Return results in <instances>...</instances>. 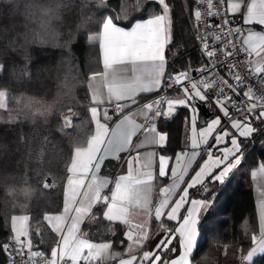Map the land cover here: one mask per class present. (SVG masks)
<instances>
[{
  "label": "trees",
  "instance_id": "obj_1",
  "mask_svg": "<svg viewBox=\"0 0 264 264\" xmlns=\"http://www.w3.org/2000/svg\"><path fill=\"white\" fill-rule=\"evenodd\" d=\"M168 2L173 41L166 52L167 74L191 73L204 63L195 34L196 4ZM153 11H159L153 0H104L100 6L94 0H0V97L5 96L0 106V264L7 261L14 215L29 216L35 249L50 254L58 241L44 216L61 211L73 151L85 147L94 133L88 79L103 66L99 42H89V37L102 30L106 18L130 27ZM68 110L74 115L72 127L64 123ZM190 116V108L181 106L173 116L158 118L159 130L167 134L160 152L174 158L186 149V117ZM201 117L207 120L203 112ZM239 141L245 156L224 183L209 184L211 177L206 176L207 192L200 185L190 189L191 198L209 200L198 219L190 264H264V253L250 262L244 259L254 244L252 236L259 234L251 171L264 163V134ZM124 156L106 162L102 172L114 176ZM105 210L98 203L81 232L91 241H111L124 251L129 242L126 227L104 218ZM156 239L144 251L154 247ZM156 252L167 259L160 250Z\"/></svg>",
  "mask_w": 264,
  "mask_h": 264
},
{
  "label": "snow or ice",
  "instance_id": "obj_2",
  "mask_svg": "<svg viewBox=\"0 0 264 264\" xmlns=\"http://www.w3.org/2000/svg\"><path fill=\"white\" fill-rule=\"evenodd\" d=\"M10 2V0H5ZM194 4L198 3V0H193ZM224 0H221L223 3ZM98 6L103 5L104 0H94ZM153 3H158L159 11H153L150 18L143 20V22H135L131 26L130 30H125L123 27H118L114 24L111 17L103 20L104 32L101 39L96 37H89V42L99 40V47L102 51V66L103 71L94 72L92 77V87L97 97L95 103L97 105L111 104L113 100L116 101L114 111L117 114H123L125 112V104L120 103L124 100H131L132 103H138L135 97L132 95L135 92L150 93L162 86L163 78L165 77V64L166 47L173 41V20L170 16L171 7L168 0H153ZM209 17H221L220 22L215 26L223 32V35L215 37L216 41L224 40L223 47H236L235 41L232 37L240 39L241 34L245 32V28L235 27L229 28L226 32L223 29L230 23H236L235 14L241 13L242 24L247 26V35L242 40V44L247 47L243 48V51L248 55L253 54L259 56L264 53V0H251V3H247V0H234L228 4L226 12H221L219 8L216 11H212V0H207ZM242 4L246 6V14L242 13ZM227 12L233 13V19L227 18ZM195 20L200 21L202 17L201 11H195ZM259 25V28L256 27ZM204 27H207V21L203 23ZM198 39L203 43L204 49L208 48V44L205 42V36H198ZM203 55V52H202ZM206 55L212 57L215 55L214 51H207ZM227 55L231 56L233 53L228 52ZM248 65L252 64V61H247ZM114 66H130L133 75L130 78L124 77ZM235 65L228 64L227 69L232 72ZM200 71H205L201 68ZM257 72L264 71V68H257ZM236 80V84L239 86L244 85V79L237 73H233ZM187 80L190 87L185 86L183 81ZM227 88L231 89L232 93L239 97L237 87L228 84L227 80L221 82ZM201 84L204 88H215L217 85L214 81L208 80L193 82L188 71H181L175 74H168L167 82L163 86L166 88H173L176 85L183 87V96L177 99L153 100L151 103H145L142 106L141 115L148 121L147 124L135 123L132 116L127 114L123 115V118L116 123L114 129H109L107 123H102L107 126L110 134L117 137V144L114 147L116 153L120 151H128L127 145L132 144V136L135 135L141 129H146V134L141 143L134 145L135 148H140L144 144L149 145H163L167 139V134L157 131L156 125L152 123L160 117H171L176 111V106L181 105L186 108H191L192 112H195V108L192 106V101L199 100L205 101L207 98L206 93H202ZM107 89L105 96L104 89ZM224 88H220V92H223ZM243 96L246 99H241L237 103L233 99V96L225 95L223 100L218 98L217 102L220 104L223 110V116L226 119L225 123L230 124L232 129H235L239 133V137L248 138L254 134H264V96H255L251 91L243 92ZM167 104V110L161 111V106ZM228 104H231L235 112L238 113L242 119H237V116L230 113L228 110ZM98 119L100 117V110L97 107ZM135 113L133 114V116ZM112 117L109 116L107 108L103 110V120L109 121ZM100 120V119H99ZM186 122L190 124L192 131L196 132V116L191 115L186 117ZM215 126H221V118H216L211 121L205 129L199 132L200 141L194 136L192 138V147L195 149L200 146V143L208 144V141L204 137L210 134ZM222 134L215 137V145H220L225 137L230 138L231 147H225L219 149L221 155H217L211 151L213 145H209L207 151L208 160L212 161L215 165V173L211 172L207 162L195 173L192 177L191 183H188L186 187L180 190V194L177 199L173 200L171 204L167 199V196L172 193V190L178 187L177 184H172L168 187H162L161 191L164 194V199L161 200L158 205L155 206V218L159 220L162 216L167 217V221H181L179 226H174L171 223L167 225H161V239H159L155 245V249L160 250L167 259L162 258V255L156 254L155 251H143L142 260H147L148 264H188L187 257L193 252L194 245L196 243V228H197V214L200 209L208 208L209 200L205 199H189V189L200 185L202 190L208 191V184L205 183L204 177L210 176L209 184L215 182L224 183L226 178L233 173L239 165L242 163V159L245 156L244 151L241 149V141L238 140L234 133L224 130L221 127ZM154 153H148L144 160V168H152V157ZM188 153H177L175 157H170L166 154L159 155L158 157V176L166 177L168 173L170 160L175 161V167L171 169V177L177 178L178 170L182 169L187 171L188 167L192 164V159L185 160V156ZM198 153L192 152V157L197 156ZM106 158V157H105ZM113 158L119 159V156ZM138 157L133 156L127 159L128 175H121L119 180L115 184V191L111 192V195L101 194V188L108 181L104 180V183L98 186L97 192L100 194V198L97 203L103 204L106 211L103 212V217L108 221L125 219L127 223V208L123 206L124 201L131 198L144 200L145 204L150 202L149 194L151 193V184L153 180V174L151 171H146L143 175L146 180L137 179L135 183L137 185L143 184V188H134L132 184V166L133 162ZM261 172H264V163L259 164ZM255 175V173H253ZM182 179V176L180 177ZM190 205V207H185ZM169 209L167 212L164 209ZM94 215V214H93ZM164 233H168L169 236L175 239V244L172 243V239L164 238ZM128 239H132L129 234ZM148 237H138L137 244L141 240H146ZM252 242L255 243L257 237L252 236ZM172 245L168 247V245ZM106 247V246H103ZM101 247V248H103ZM147 247V244H145ZM178 248L183 249V255L179 260L168 255L169 253H176ZM3 248L0 246V251ZM264 253V223L261 225V238L258 248H253L248 252L244 258L246 261H251L253 256L257 253ZM121 264H131L121 260Z\"/></svg>",
  "mask_w": 264,
  "mask_h": 264
},
{
  "label": "crops",
  "instance_id": "obj_3",
  "mask_svg": "<svg viewBox=\"0 0 264 264\" xmlns=\"http://www.w3.org/2000/svg\"><path fill=\"white\" fill-rule=\"evenodd\" d=\"M227 7L230 2H234V0H226ZM247 3H251V0H247ZM242 13L246 14V6L242 4ZM233 14V13H232ZM236 16H239L241 19V13H236ZM171 16V11H170ZM150 18V17H149ZM172 18V17H171ZM148 19V18H146ZM145 20V19H143ZM143 20H139L136 22H143ZM114 22V21H113ZM242 23V19H241ZM114 24H116L114 22ZM134 25V24H133ZM132 25V26H133ZM118 27H123L125 30H130V27H124L116 24ZM259 28V25H256ZM242 28H245L244 38L247 35V26L242 24ZM104 32V25L102 30L98 33L97 39H101ZM99 42V40H97ZM168 47V46H167ZM167 47L165 50L166 56V64H165V76L167 75ZM247 47V46H246ZM101 52V61H102V51ZM252 64L253 68L256 71L257 68H264V53L257 56L255 54L252 55ZM121 73L122 76L129 78V82L133 73L131 72L130 66H114ZM103 71V68L102 70ZM100 71V72H101ZM257 72V71H256ZM264 73V71L257 72ZM164 80V78H163ZM163 83V81H162ZM89 93L91 97V105H90V114L94 122V133L90 137L87 145L85 147L75 148L73 151L72 159L69 164L67 179L65 183L64 195H63V206L61 211L55 213H46L45 220L52 228V230L58 235V241L51 251V255L53 257H65L73 261H79L87 258H98L101 259L103 264H121V260L126 262H131V264H140L142 259V253L145 249V244H150L155 238L156 241L161 239V225H167L169 223H173L174 221H167L166 216H162L159 220L155 218V206L164 199V194L161 191L162 187H168L172 184H177L178 187L172 190V193L167 196L169 204L172 203L173 200L177 199L180 190L187 186L188 183H191L192 177L195 176V173L198 171V168L194 170L197 161L200 157L207 154V149L205 146L200 145L197 148H193L192 144L189 142L185 143L186 149L183 151H179L178 153L187 152L188 155L185 156V160L192 159V164L188 167L187 171L184 172L182 169L178 170L177 178L171 177V169L175 167V161L171 160L168 168V175L170 176L169 180L165 183L163 179L165 177L158 176V157L163 153L160 152L159 148L161 145H149L144 144L140 148H135L134 145L141 143L144 139V135L146 134V129H141L135 135L132 136V144L127 145L126 147L129 149L128 151H120L116 153L114 150L115 145L117 144V137L109 133L106 125L102 123H107L103 120V108L106 104L97 105L95 103L97 97L95 95L94 89L92 87V77L90 76L88 79ZM162 87V86H161ZM161 88L152 91L150 93L143 92H135L132 95L135 97L138 103H132L131 100H124L120 103L125 104V112L123 114H119V116L112 122L107 123L109 129H114L116 123H118L124 114L132 116L135 123L137 124H147L148 121L144 119V116L141 115L142 106L148 102L147 95L148 94H156ZM105 96L107 94V89H104ZM203 93V92H202ZM207 94H211L206 92ZM173 94H183L181 92L173 93ZM179 95H172L171 99H176ZM169 98V97H168ZM214 99L216 97L210 95L206 98V104L204 105H195V114L197 118L198 125L201 123L203 125L208 122L209 119L216 116V110L219 107H215ZM168 100V99H167ZM113 102L116 103L115 100ZM202 106V107H201ZM229 106V105H228ZM97 107L100 110V117L98 119ZM181 107V106H178ZM178 109V108H177ZM176 109V110H177ZM204 109V111H203ZM167 110V104L165 103L162 112ZM192 113V110L190 108ZM204 113L207 118L206 121L201 117V113ZM135 115L133 116V114ZM72 120V119H71ZM157 119L152 121L156 125L157 131L161 133H165L159 130L157 125ZM71 122V126H72ZM202 125V126H203ZM70 126V127H71ZM166 134V133H165ZM167 143V139L165 144ZM164 144V145H165ZM163 145V146H164ZM212 145V144H210ZM222 146V145H221ZM220 146V147H221ZM209 147V145H208ZM219 145H213L211 150L215 153H219ZM198 153L194 158L192 157V152ZM148 153H154L152 157V168L145 169L144 168V160ZM121 154H125L117 172L114 176H110L104 174L102 169L106 162L109 160H116L113 158L115 156H121ZM136 156L137 160L133 162L132 166V184L134 188H143L144 185H137L135 181L146 180V177L143 175L146 171H151L153 174V180L150 182L151 184V193L149 194L150 202L145 204L144 200L141 198L140 200H136L135 198H131L127 201L122 202L123 206L127 208V223H125V219L121 218L119 220H114L116 222H120L126 227V236L128 238L129 234H131L132 239H128L127 248L122 251L114 248L113 243L111 241H102L96 242L91 241L86 238L82 232L83 223L89 219L93 208L98 204L97 201L100 198V194L97 192L98 186L104 183V180H107L108 183L104 184V187L101 188V194L103 195H111V192L115 191V184L119 180L121 175H128V165L126 163L127 159L130 157ZM106 157V158H105ZM194 170V171H193ZM192 173V174H191ZM255 173V175H253ZM182 176V179L180 178ZM205 178V177H204ZM251 180L253 185V191L255 196V204L259 222V234L257 236L256 242L253 244L251 249L258 248L260 245L261 238V225L264 223V172L260 171V168L257 167L251 171ZM190 193V189H189ZM155 196L158 197L157 202L155 203ZM189 199H201L189 196ZM185 207H190V205H185ZM206 208H201L200 212L197 214V221L201 214L205 211ZM169 209H164L167 212ZM106 211V210H105ZM181 221L177 222L176 226H179ZM11 227H12V237L16 238L20 245L26 251L33 252L35 249L34 244L29 235V216L28 215H14L11 218ZM138 237H148L146 240H141L139 244H137ZM164 238L172 239V243L175 244V239L168 235V233H164ZM197 242V236H196ZM196 244V243H195ZM156 245V244H155ZM106 246V247H103ZM103 247V248H101ZM195 247V245H194ZM194 249V248H193ZM157 249L154 247H150L147 251H155ZM156 254L160 255L156 252ZM183 249L178 248L176 253H172L174 259L179 260L180 256L183 255ZM248 254V253H247ZM261 253H257L253 256V258ZM247 256V255H246ZM252 258V259H253ZM188 264L191 263V254L187 257Z\"/></svg>",
  "mask_w": 264,
  "mask_h": 264
},
{
  "label": "built area",
  "instance_id": "obj_4",
  "mask_svg": "<svg viewBox=\"0 0 264 264\" xmlns=\"http://www.w3.org/2000/svg\"><path fill=\"white\" fill-rule=\"evenodd\" d=\"M217 8L220 11L226 12L227 11V1L224 0L221 3V0H212V11H216ZM201 11L202 17L200 21H194L195 26V34H196V41L198 47L200 48L201 52H203L204 56V63L194 70L193 72L189 73L193 82L208 80L210 82L214 81L217 85L215 88H204L201 84V91L203 93L209 92L211 94H207V96H214L220 100L224 99L225 95L233 96V99L239 102L241 99H246L243 96V92L251 91L252 94L255 96H264V73H257L254 68L253 64L248 65L247 61H252V56H248L244 51L243 48L246 45L242 44V40L244 39V33L241 34L240 39H236L232 37V39L236 43V47H228L224 48L223 44L225 43L224 40L216 41L215 37L218 35H223V32L215 27L221 20V17H209L207 15L208 12V3L207 0H198V3L195 5V11ZM227 18L229 20L233 19V14L231 12H227ZM204 21H207V27L203 26ZM236 23L228 24L223 31L226 32L229 28L235 27H242L241 19L239 16L235 15ZM198 36H205L206 43L208 44V48L204 49L203 43L198 39ZM207 51H214L215 55L212 57H208L206 55ZM228 52L233 53V55H227ZM235 65L232 69V72H229L227 69L228 64ZM203 68L205 71H200ZM169 73V74H175ZM233 73L239 74L244 79V85L239 86L236 84V80L234 78ZM167 76L164 77L162 87L154 96L148 98V102L151 103L153 100H159L163 98L167 100L168 97L177 92L183 91V87L181 85H176L173 88H166L163 85L167 82ZM223 80H227L228 84H231L237 87L239 92V97L237 98L231 91V89L227 88L221 82ZM185 86L190 87V84L187 80L183 81ZM223 87L224 91L220 92V88ZM195 105H204L206 104L205 101L194 100L192 101ZM165 104L161 106V111ZM229 107H232L231 104H228ZM107 108L108 114L112 117L111 120L106 121L107 123H112L118 116L114 109H115V102L111 104H106L103 110ZM234 110V109H233ZM103 114V111H102ZM6 250H7V261L6 264H103L101 259L98 258H87L79 261H73L65 257H53L50 254H46L41 252L40 250H34L33 252L26 251L20 245L19 241L11 237L6 243Z\"/></svg>",
  "mask_w": 264,
  "mask_h": 264
},
{
  "label": "rangeland",
  "instance_id": "obj_5",
  "mask_svg": "<svg viewBox=\"0 0 264 264\" xmlns=\"http://www.w3.org/2000/svg\"><path fill=\"white\" fill-rule=\"evenodd\" d=\"M97 36H98V34H92L90 37H96V38H97ZM182 93H183V91H182ZM172 95H179V97L177 96L176 99H177V98H180V97L183 96V94H171V95L169 96L168 100L171 99L170 97H171ZM4 98H5L4 94H1V97H0V106H3V105H4V102H5V99H4ZM173 99H174V98H173ZM217 100H218V99H214V103H215L214 105H216L215 107H219L218 109H220V110H216V116H215V117L209 119L208 122L205 123L203 126H199V125H198L197 118H196V132H195V133L192 131L191 126H190V124H189V126H188V128H187V131H186V138H185V143H186V144H188L189 142L192 144V138H193L194 136L196 137V139H197L198 142H199V141H200L199 132H200L202 129H205L209 124H211V121H212L213 119H216V118H218V117L221 118V126H215V127L213 128L212 132L204 137V139H206V140L208 141V144H203V143L201 142L200 145H203V146H205L206 148H208V145H210V144H212V145L215 146V137H216L217 135H219V134H222V132H221V127H222V126L224 127V130H225V131H228V132L234 133V134L237 136L238 140H240L241 137H239V133H238L235 129H232L231 126H230V124H226V123H225V121H226L227 118H225V117L223 116V110L221 109V106H220V104L217 102ZM178 106H181V105H177V106H176V109L178 108ZM192 106H194V105L192 104ZM228 110H229L230 113L235 114V115L237 116V119H242V117H241L238 113L235 112V109L233 110L231 107L228 106ZM191 115H195V116H196V114L193 113V112L191 113ZM73 118H74V115H73V112H72L71 110H68L67 112L64 113V123H65V126H66V127H70V126H71V122L73 123ZM71 119H72V120H71ZM71 127H72V126H71ZM221 145H222V146H221ZM220 146H221V147H220ZM219 147H220L219 149H222V148H225V147H231L230 138H229V137H225L224 141L219 145ZM211 151H212V150H211ZM212 152H213V151H212ZM213 153H214V152H213ZM215 153H216V152H215ZM216 154H217V155H221L222 153L219 152V153H216ZM205 162H207L208 167H209V169H210L211 172H213V171L216 169V167H215V165L213 164V162L208 160V156H207V154H206L204 160L201 162V164H200L199 167H198V171L200 170L201 167L204 166ZM205 178H206V176H205ZM205 178H204V179H205Z\"/></svg>",
  "mask_w": 264,
  "mask_h": 264
},
{
  "label": "water",
  "instance_id": "obj_6",
  "mask_svg": "<svg viewBox=\"0 0 264 264\" xmlns=\"http://www.w3.org/2000/svg\"><path fill=\"white\" fill-rule=\"evenodd\" d=\"M203 111H204V109H203Z\"/></svg>",
  "mask_w": 264,
  "mask_h": 264
}]
</instances>
